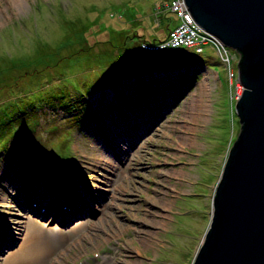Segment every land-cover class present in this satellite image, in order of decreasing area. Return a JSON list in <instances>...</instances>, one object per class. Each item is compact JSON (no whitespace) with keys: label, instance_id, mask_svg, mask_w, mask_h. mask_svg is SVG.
<instances>
[{"label":"rangeland","instance_id":"obj_1","mask_svg":"<svg viewBox=\"0 0 264 264\" xmlns=\"http://www.w3.org/2000/svg\"><path fill=\"white\" fill-rule=\"evenodd\" d=\"M169 2L0 0V110L17 98L12 125L25 129L0 141V264H34L18 255L34 230L41 264H191L241 125L211 44L202 52L142 49L176 25ZM183 71L195 81L185 96L142 94L151 81ZM73 85L88 92L95 123L66 105ZM15 147L30 154L20 160ZM77 168L90 197L56 212L73 222H52V210L30 206L24 186L33 171L63 182Z\"/></svg>","mask_w":264,"mask_h":264},{"label":"water","instance_id":"obj_2","mask_svg":"<svg viewBox=\"0 0 264 264\" xmlns=\"http://www.w3.org/2000/svg\"><path fill=\"white\" fill-rule=\"evenodd\" d=\"M185 1L201 27L240 54L237 76L244 86L235 103L241 129L191 264H264V0ZM26 191L44 205V197Z\"/></svg>","mask_w":264,"mask_h":264},{"label":"built area","instance_id":"obj_3","mask_svg":"<svg viewBox=\"0 0 264 264\" xmlns=\"http://www.w3.org/2000/svg\"><path fill=\"white\" fill-rule=\"evenodd\" d=\"M167 10L172 11L177 16L175 26L169 28L168 35L157 42H144L143 45L150 50H163L169 47L188 46L194 47L196 51L202 52L204 45L211 44L225 64L228 73L229 98L231 106L241 96L244 86L237 75L233 60L236 55L233 48L227 46L216 35L201 27L189 11L185 0H170ZM228 155V152L227 154Z\"/></svg>","mask_w":264,"mask_h":264},{"label":"trees","instance_id":"obj_4","mask_svg":"<svg viewBox=\"0 0 264 264\" xmlns=\"http://www.w3.org/2000/svg\"><path fill=\"white\" fill-rule=\"evenodd\" d=\"M169 28H170V24H168V30L166 32V35L163 38H165L168 35ZM162 39H160L158 37H154L152 39H149L147 42H157V41H160ZM144 42H146V41L144 40ZM143 43H142V45H143ZM169 48H171V47H169ZM169 48H166V49H169ZM142 49L146 50L148 52H151V53L163 52L164 50H166V49L150 50V49L146 48L144 45H143ZM192 72L191 71L177 72L174 75H171L167 80H160L157 82H156L157 79L153 80V82L152 81L150 82L152 84L143 86L142 94L144 95L146 93L148 95V93L151 89L157 90L158 88H161V92L163 90L167 91V93H163V92L162 93L166 95L168 100L170 99L171 101H175V100L179 99L180 97L185 96L189 92V90H191L194 87L195 81L192 80V78H193L192 75L194 72L193 73ZM137 77H139V75ZM119 80L120 79H117V81H119ZM70 89H71V90H69L70 92L68 91L69 96L67 95V97H66V102H67L66 105H68L69 108L72 109L71 111H73V109L76 110V113H74L73 116L78 117L77 114L81 115L82 113H84L87 117H90L91 121H93L95 123L94 116L92 115L89 107H87L88 105L86 106V103L84 102V98L86 97L88 92L83 87L78 86V85H73V87H71ZM61 94L65 96L67 94V90L65 88H62ZM142 97L143 96H141L140 98H142ZM14 100H18V99L12 98V99H10V102L5 101L6 103H8V106L5 107L4 110H0V112L2 113V115L0 114V141L4 142L5 144H6V141L2 139L4 137V135L16 134V133H18V131H21V130L24 131L25 130L23 127V124H21V125L19 124L16 126L12 125L11 116H12V111L14 110V106H15L14 102H13ZM157 100H159V99H157ZM32 117L34 119V123H36V121H37L36 116L33 115ZM4 129H6L7 131ZM2 130H4V132H7L8 134H4V132ZM128 133H129V130L125 132V134H128ZM22 149H24V148L23 147H15V150H17V152H19V159L20 160H21V157L23 159L26 155L30 154V150L27 147H26V149H27L28 154L23 153L21 151ZM47 160L51 164L57 163V161L52 160V159H47Z\"/></svg>","mask_w":264,"mask_h":264},{"label":"bare ground","instance_id":"obj_5","mask_svg":"<svg viewBox=\"0 0 264 264\" xmlns=\"http://www.w3.org/2000/svg\"><path fill=\"white\" fill-rule=\"evenodd\" d=\"M17 2L18 5H21V3L24 0H15ZM130 131V130H129ZM78 170H74L73 174H75V176H77L78 178H80L82 176L81 174V170L80 168H77ZM39 171L37 170L36 172H32V175H29V177H27V180L25 185H28V182L32 180V193L33 192H37L38 195H40L41 197H44L46 199V201H48L47 198H50L51 196H54L56 194L58 195H63L64 198L60 199V202H62L63 204L69 205L72 203H76V199H84L85 197H90L89 193H88V182H83L82 179L79 180L77 177L71 176L69 177L67 180H64L63 182L60 181L62 180V178H60L59 176L56 177L54 180H48V179H44L41 180L38 175L36 173H38ZM31 177V178H30ZM71 178V179H70ZM63 186V187H62ZM60 193V194H59ZM24 194V193H22ZM26 194H30V196H33V194L31 193H26ZM54 194V195H53ZM30 196H26L27 200H32L33 198H30ZM75 204V205H76ZM45 242V241H44ZM43 242V246L41 248V250L43 249V253H46L48 255H42L44 258L49 256V249L48 246L46 244H44ZM39 244H41V240L38 239V232H36V230L32 231L27 240L24 242L23 246H22V250L18 253V255H22V257L24 258H28L29 255V259H31L33 261L34 264H41L42 262L40 260H38V258L36 257V252H38L39 250ZM36 247V250H35ZM50 247V246H49ZM36 251V252H35ZM41 252V254H42ZM39 253H37L38 255ZM18 264H23L21 262V260L17 261ZM29 262H26L25 264H29Z\"/></svg>","mask_w":264,"mask_h":264}]
</instances>
